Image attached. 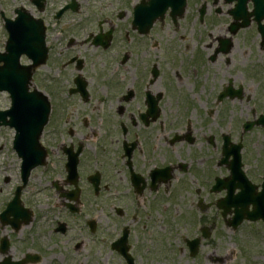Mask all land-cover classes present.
<instances>
[{
    "label": "rangeland",
    "instance_id": "rangeland-1",
    "mask_svg": "<svg viewBox=\"0 0 264 264\" xmlns=\"http://www.w3.org/2000/svg\"><path fill=\"white\" fill-rule=\"evenodd\" d=\"M64 0H49L48 8L40 16L45 17L50 23V29L52 34L60 31L61 28L53 23L54 10L63 4ZM81 6L78 14H70L67 16V20L62 22L65 29H70L69 35H77L78 39H85L92 33H96L98 23L102 19H106L103 22L104 29L110 27L111 23L116 24V14L119 11H125L128 13L127 7L130 5L131 0H77ZM194 2L190 0L191 6L188 13L183 17L186 18L182 26L175 28L171 23L167 22L162 25L158 24L154 29L152 36L157 41H162L161 46L152 48L150 54L146 57H140L137 55V61L141 62L142 65L150 63L152 60L166 61L164 53L166 46L165 42L171 37H174L176 42L179 36L186 37L188 44L191 48L188 50L189 58L192 57V53L195 48L199 49L204 53L212 51L207 50L203 47H207L208 43L213 44L214 39L219 37H228V26L229 18L225 16H216L214 19H210L209 16L212 8V0L210 1V7L208 8V22L209 27L207 29L200 26V24H193L189 18L192 14L198 15V8L201 3L205 0H197ZM219 1V0H218ZM25 4L27 7H32L30 0H0V12L3 11L8 17L14 16V9ZM219 4V2H218ZM224 12L227 8H223L221 3L219 6ZM33 8V7H32ZM213 13V12H212ZM130 14V12H129ZM65 18V19H66ZM128 17L120 22L122 27L131 29V25L127 21ZM119 35V33L117 34ZM122 35V34H120ZM191 38V39H190ZM7 34L3 28V23L0 20V49L3 48ZM232 49L225 56H218L214 64L209 67V72L206 75L209 80V91H201V98L211 100L210 94L212 89L214 93L217 91L214 84H218L219 81L232 80L233 85L237 87L240 83H243L245 95L243 99L233 100V104L230 106L229 102L224 103L222 106H215V110L212 116L206 113L205 108L207 106L203 104L195 108L194 116L190 118L192 127L199 133L198 140L192 145H184L178 150L184 159L187 155H196L198 159V166L203 167L201 170L207 167L210 172L213 170L218 176L224 177L226 174V167L215 165V161L221 159V135L223 133L232 132L233 140L237 139L239 132L241 131V125L239 119L249 118L250 120L257 119L260 113H264V49L261 47V37L257 31L256 24H252L250 27L239 32L234 40ZM149 43V42H148ZM210 43V44H211ZM211 44V45H212ZM159 45V44H158ZM149 48V44L145 49ZM142 49H134L133 52L141 51ZM126 51L125 47L120 48V56ZM197 51V50H196ZM115 51H113L114 53ZM175 52V50L173 51ZM58 54V53H57ZM86 54V53H82ZM92 54H88L91 56ZM161 55V56H160ZM96 56V55H93ZM110 56V55H109ZM119 56V57H120ZM160 56V58H158ZM134 59L133 57H131ZM158 58V59H157ZM227 60V61H226ZM131 65L127 68L132 69ZM164 67L168 68V65ZM175 69L176 67H171ZM48 67H45L39 74L37 73L34 79V86L43 90L48 94L50 100L54 99V95L57 96L60 93H65L68 90V85L65 82L57 80L56 85L58 88L53 87V83L50 80L51 74L48 72ZM202 69V73L204 72ZM171 71V69H168ZM124 72L126 70L124 69ZM67 80L71 79L72 73L69 71L65 72ZM244 79H247L246 81ZM194 82L201 80V75H194ZM203 80V79H202ZM221 86V84H220ZM219 86V87H220ZM198 92V91H197ZM206 101V100H205ZM95 101L83 102L78 98L74 100V103L68 104L67 107V118H70V122L76 127H81V119L77 117H88ZM9 100L5 96H0V108L9 107ZM61 106V102H58V107ZM234 108V109H233ZM66 109V108H65ZM102 105L97 103L94 106L92 113L91 124H88L89 131H99V124L97 123L100 114L102 113ZM255 110V113L253 112ZM192 111V108H181V117L188 115ZM235 111V112H234ZM192 113V112H191ZM234 113V114H233ZM254 113V114H253ZM108 114V111H107ZM232 115L234 116L235 124L232 122ZM211 116V117H210ZM55 113L52 114L50 123L46 129V135H50L52 131H55L56 122L54 121ZM88 119V118H87ZM117 119H121L120 116ZM178 120V119H177ZM175 120L173 125L178 127L187 126V121L183 119ZM211 123V127L208 123ZM171 127V124L169 125ZM110 131H114V128L109 124ZM117 127V126H116ZM105 129V128H104ZM59 130L64 131L63 126ZM184 129L183 131H185ZM196 131H194L196 135ZM12 134L8 130L0 129V144L3 146V141L7 137L10 143H12ZM250 134V133H249ZM262 132L257 129L254 133L248 136L247 144L248 150L244 154L252 166L258 162V154L264 146V137ZM197 136V135H196ZM214 137L217 145L216 151L208 154V148L212 146L210 141L206 140L205 137ZM247 137V135H246ZM245 137V140H246ZM191 148L192 151H189ZM247 149V148H246ZM177 152V151H176ZM56 153V152H54ZM57 157V158H56ZM169 157L173 159L176 157L175 152H170ZM15 152L7 150L6 147L0 149V211L3 209V205L12 198V193L17 182L20 181L19 174V162H17ZM180 159V157L178 158ZM59 155L53 157L51 161H58ZM189 161V160H188ZM58 165V163H57ZM52 166H55L53 162ZM110 170L111 167H110ZM44 169H40L36 174L32 189L36 190V194L31 200L32 209L39 215L36 216L34 226H26L19 234H11L6 230H1L0 236L8 235L12 242L11 255L13 259H21L26 253L39 252L41 261L39 264H126L125 260L116 254L111 249L112 241L118 236L120 226L128 225L131 227L133 233L130 238L131 253L136 259V264H264V237L254 236L249 228L244 227L243 230L239 229L234 233H231L229 227L226 225L225 220L221 216V211L217 209V201L221 198L224 193L212 194L210 187L204 191L205 187L202 186L203 175L200 176V181L194 180L192 177L188 179L185 187H188L189 192L183 191L182 198L179 206H176L178 210L171 207L172 204L162 202L160 211L156 212L152 209L150 216L144 217H132L130 214L138 208H132L133 204L121 205L125 210V215L120 217L116 214L115 209H112V204L107 202L105 199L99 200V204L89 198L90 203L87 204L84 214L77 218L81 219L75 221L72 216H68L66 221L69 222V230L67 235L56 234L52 231V227L56 221V215L59 211L57 204L54 201L57 198L53 187L44 186L46 182L45 176L41 173ZM187 176V175H186ZM183 177L182 180L186 178ZM9 179L10 184H6L5 179ZM57 178V177H56ZM49 180V175H48ZM51 180V178H50ZM212 180H210L211 182ZM48 183V182H47ZM200 188L202 197H204L203 206H206L203 211L199 209V200H196L197 194L195 190ZM178 187L175 188L177 192ZM33 190H29L28 196L33 194ZM151 194H148L149 199ZM7 201V202H6ZM28 204L29 200L26 201ZM209 203H214L210 204ZM159 199H156L154 205H159ZM150 206V202L141 205V212H145L146 207ZM113 210V211H112ZM209 214L212 222L215 223L214 230L211 231V237L208 240H202V244L199 249V255L195 258L190 257L188 247L186 246V238H194L200 236V229L204 222L208 220H200L201 215L193 216V213ZM171 213L173 215H171ZM176 213V214H175ZM45 214V215H44ZM35 215V214H34ZM86 216V217H85ZM87 217H93L96 221L101 224L99 230L94 236L87 234L83 228L84 220ZM127 217V219H126ZM246 229H248L246 231ZM249 231V232H248ZM254 232V231H253ZM234 235H239L234 239ZM77 238L75 241H71ZM153 241V244L151 242ZM76 243H80L78 248H74ZM2 256L0 255V260Z\"/></svg>",
    "mask_w": 264,
    "mask_h": 264
},
{
    "label": "flooded vegetation",
    "instance_id": "flooded-vegetation-1",
    "mask_svg": "<svg viewBox=\"0 0 264 264\" xmlns=\"http://www.w3.org/2000/svg\"><path fill=\"white\" fill-rule=\"evenodd\" d=\"M141 1L131 0L130 5L127 7L128 13L124 10L119 11L116 14V24L111 23L107 29H104L102 25L106 19L101 20L96 33L90 34L88 38L78 39L77 35L72 33L68 35L69 31L64 29L60 36H55L53 42L49 43L50 61L52 62L51 71L54 74L62 73L66 83L69 84L68 94L74 92L75 99L78 98L80 101L87 103L95 101V103L102 105L100 122L102 124H112L114 128V131H108L109 127H107L103 133L89 131L88 124L90 120L85 116L77 117V119H81V127H74L65 123L63 125L64 131H61L59 130L60 127L57 126L58 131L55 135L61 134L63 141L54 137V142L51 144L52 148L48 150V154L51 156L52 152L59 151L63 154V160L66 162L67 155L64 154V150H71L75 153L81 148L79 154V183L82 189L80 193L82 199L93 196V198L105 199L110 203L122 204L146 200L148 194H152L151 188L153 186L159 191H168L171 182L176 177V173L187 167V163L184 161L170 158V152L179 154L180 151L178 150L181 146L194 144L199 135L192 127L188 115L183 116L184 120L187 121V126L178 127L181 123L177 126L173 125L175 120L183 119L181 108L195 109L201 104L207 106L209 103V114L212 116L215 106H223L226 102L231 105L234 102L233 100H241L245 95L243 83L236 87L233 85V81L228 79L214 84L217 91L214 93L212 89L211 100L209 98L203 100L200 93L202 90L209 91L210 83L206 75L209 72V67L216 62L217 57L212 60L211 52L204 53L198 47L195 48L192 57L189 58L188 50L191 46L182 45L188 44L184 36H179L176 42H174L175 36L171 37L173 42H165L166 49L163 54L167 55L166 61L162 62L154 59L146 65H142L141 62L137 61L138 54L140 57H146L150 54L149 50H152L154 45V48H156L162 44V41H157L154 36L137 35L134 31L136 35H130V32L125 30L126 27H122L120 23L127 16V21L132 25L136 6ZM218 2L220 3L218 0H213V10H216L215 5ZM47 3L48 0H46V6ZM66 5H68V1L60 6L57 11ZM190 6L191 3L188 0V10ZM80 8L79 5L78 11ZM208 8L209 5H207V12ZM213 10H211V13L217 12V10ZM70 12V10L64 11L61 18ZM220 12L223 13L222 9H220ZM225 15L228 16L227 12ZM185 19L182 18L179 21L181 26ZM165 20L169 23L173 21L169 14L165 17ZM109 31H112V36H108L107 44L94 42L95 34L108 33ZM118 33L119 35H117ZM121 33L122 35H120ZM147 44H149V48L145 49ZM211 44L208 43L207 47L203 48L209 50L213 47V44ZM122 46L125 47L126 51L120 56L119 51ZM134 49L142 50L133 52ZM74 50L78 52L73 54ZM170 50H175V52ZM113 51L115 52L113 53ZM88 54L92 55L88 56ZM131 61L133 67L130 70L127 67L131 65ZM165 65H168V68L164 67ZM173 66L176 68L172 69ZM203 68L205 69L202 73ZM124 69L126 72H124ZM168 69H171V71ZM66 71L72 73L70 80L66 78ZM194 75L198 77L201 75V80L197 84L193 80ZM233 87L236 90L240 89V91L235 92V95L239 96L234 98L226 96L219 99L220 93H227ZM59 95L67 97L66 93L59 92ZM69 101L70 98L67 99V104H69ZM118 116L121 119L118 120ZM246 122H248V118L241 121L242 132L238 141H241L240 144L242 145L241 156L244 170L253 184L250 192L252 196H255L260 192L264 193V146L258 154L257 165L252 166L249 160L244 157L248 150V139L246 137L248 133L244 129ZM208 124L211 127L212 122ZM184 129L186 130L183 131ZM255 129H259L264 135V124ZM194 131H196L197 136ZM230 137L233 141L231 134ZM175 139L179 140L175 141ZM205 139L212 144L207 152L216 151L215 139L211 137H205ZM189 151H192L191 148H189ZM110 153L114 155L113 186L108 181L106 171L110 161L108 158ZM60 165L64 169V164L61 163ZM169 167L172 168V172H170L172 179L166 183L164 178L168 177ZM159 170L164 171L159 174ZM96 171H99L102 176V182L97 193L89 181ZM154 171L157 173L152 176ZM228 173L230 172L228 171ZM135 175L136 179L140 180L138 187L134 186V180L132 179V176ZM84 185L90 189L88 193H85L84 189L86 187ZM71 188L72 186H68L66 191ZM112 193L114 196L109 198L108 194ZM225 195L227 196V192ZM83 202H90V200L84 199ZM253 207L254 205L251 204L250 209L252 210ZM228 211V217L231 219L234 215V207L230 206ZM248 224L251 229L255 228L254 225H257L259 237H264V220L255 223L248 222ZM262 257H264V254Z\"/></svg>",
    "mask_w": 264,
    "mask_h": 264
},
{
    "label": "water",
    "instance_id": "water-1",
    "mask_svg": "<svg viewBox=\"0 0 264 264\" xmlns=\"http://www.w3.org/2000/svg\"><path fill=\"white\" fill-rule=\"evenodd\" d=\"M171 0H169L168 3H170ZM245 1L246 0H239V4H238V16L243 15V23L241 25H248L250 23V16L255 15L256 19L258 20V22H261V20L264 18V0H253L254 1V5H255V10L254 12L250 13L248 16L247 14H244V10H245ZM160 1L159 0H152L151 1V6L152 8H155L151 11L147 10H142L139 14V18L141 21L146 20V19H151L154 20L155 19V14H157L159 12V10L161 9L162 6H158V3ZM241 7H244V10L241 9ZM144 23L142 24V26H144L145 24H147L148 22L143 21ZM150 23V22H149ZM235 28H233L234 30ZM260 29L262 30L263 34H264V26L260 25ZM33 33H30V35H32ZM18 74V73H17ZM130 263L132 264V261L130 260Z\"/></svg>",
    "mask_w": 264,
    "mask_h": 264
}]
</instances>
